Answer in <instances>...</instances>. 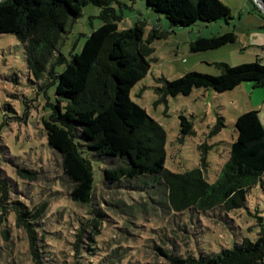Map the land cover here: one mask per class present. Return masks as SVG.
Segmentation results:
<instances>
[{"label":"trees","instance_id":"trees-1","mask_svg":"<svg viewBox=\"0 0 264 264\" xmlns=\"http://www.w3.org/2000/svg\"><path fill=\"white\" fill-rule=\"evenodd\" d=\"M144 1L162 13L172 27L231 17L229 8L220 0ZM113 2L119 0H0V34L16 35L34 77L48 71L55 80V102L42 124L49 147L59 155L61 173L70 183L64 201L49 208L47 201L32 203L9 197V183L0 170V201L8 204L4 210L13 211L16 230L11 231L0 218V248L10 234L26 241L30 264H141L127 259L131 253L125 243L109 246L104 240L107 232L113 233L111 229L130 232V223H138L137 217L152 214L155 218L167 216L168 231L165 232L166 225L158 227L161 233L151 245H135L133 250L146 257L144 264H264V228L255 239L243 238L216 252L178 253L180 243L188 244L187 223L177 222L178 215L239 208L247 192L262 181L264 125L258 110L236 117V137L214 182L205 179L204 153L192 169L172 172L165 168V131L130 97L131 88L149 69L153 52L150 41L165 34L152 29L144 40L140 21L119 30ZM89 3L101 7L102 24L86 36L80 51L72 53L57 72L54 64L64 60L59 49L64 36L82 7ZM235 39L230 31L198 36L190 42L189 49H214ZM213 66L218 70L216 75L187 70L175 79L161 78L156 92L163 99L167 95H188L199 87L223 92L243 81L251 82L252 87L264 86V65L257 60L236 66L214 62ZM179 125L181 134L192 132L191 122L183 115H179ZM79 147L102 160L99 183L91 161ZM15 173L34 184L37 180L32 170L18 168ZM119 184L126 187L125 191L119 193ZM139 197L144 198L140 207L135 202ZM61 221L70 222L74 231L63 236ZM60 240L71 242L70 260L57 256L61 250L56 251L50 242ZM3 264H15L12 255Z\"/></svg>","mask_w":264,"mask_h":264},{"label":"rangeland","instance_id":"rangeland-1","mask_svg":"<svg viewBox=\"0 0 264 264\" xmlns=\"http://www.w3.org/2000/svg\"><path fill=\"white\" fill-rule=\"evenodd\" d=\"M220 1L229 8V19L219 18L209 22L197 20L188 26L173 27L162 13L147 6L144 0H119L111 4L119 30L140 21L143 23L144 40L152 29L165 34L150 41L153 52L149 56V69L131 88L130 97L165 131V168L172 172L192 169L198 166L200 156L204 153V176L209 183L216 180L223 163L229 157L230 144L236 137V117L256 109L264 125V86L252 87L251 82L243 81L223 92L199 87L193 88L188 95H167L163 99L156 88L161 86V78L175 79L187 70L216 75L218 70L213 66L214 62L236 66L257 60L260 65H264V0ZM100 11L101 7L89 3L73 19L59 47L64 60L54 64L55 71H61L71 54L80 51L86 36L102 24ZM224 31L232 32L236 36L235 41L214 49L195 52L189 49L190 42L198 36H211ZM54 88L55 80L48 71L39 78L30 72L23 46L16 35L1 33L0 170L9 183V197L26 202L30 200L32 203L47 201L51 206L49 208L64 201L65 189L70 184L61 173L58 153L47 143L42 124L55 102ZM179 115L191 122L190 134H181ZM79 150L91 161L95 180L99 183L102 177V160L93 156L85 147H79ZM18 168L36 172L37 187L32 181L18 177L15 173ZM261 180L247 192L245 202L239 208H217L207 213L186 211L183 215H178L177 222L181 225L186 222L188 230V244L180 243L178 253L185 255V250L195 254L198 251L211 253L222 247H231L243 238L255 239L264 228V171ZM117 187L119 193L126 188L123 184ZM102 188L108 189L105 186ZM135 202L140 207L144 198L139 197ZM6 205L8 206L0 201L1 222L9 225L11 231H16L11 215L13 211L4 210L7 209ZM155 216L149 214V217H137L138 223H130L132 234L128 230L124 232L117 229L116 234V230L111 229L113 233L107 232L104 241L109 246L113 243H125L131 253L127 259L144 264L146 257L142 252L137 254L133 250L135 245L139 246L141 242H149L151 245L161 233L158 227L166 225L165 232L168 231L167 216L165 219ZM49 217L47 219L53 221ZM61 223L63 236L74 231L70 222ZM23 232L19 230L21 235ZM50 242L55 244L56 251L61 250L57 256L70 260V241ZM27 248L26 241L9 234L4 246L0 248V264L9 261L11 255L15 264H30ZM11 249L13 252H10Z\"/></svg>","mask_w":264,"mask_h":264}]
</instances>
